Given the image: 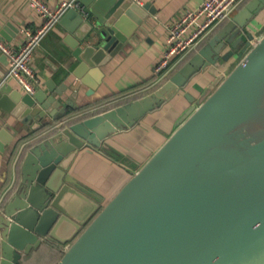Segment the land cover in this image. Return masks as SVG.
I'll return each instance as SVG.
<instances>
[{"label":"water","instance_id":"water-1","mask_svg":"<svg viewBox=\"0 0 264 264\" xmlns=\"http://www.w3.org/2000/svg\"><path fill=\"white\" fill-rule=\"evenodd\" d=\"M77 1L83 11L70 9L63 24L79 31L68 43L79 62L75 76L90 86L88 74L137 38L156 11L132 0ZM263 12L264 0H251L156 91L77 121L72 112L80 108L63 97L67 88L48 84L50 96L29 95L0 72V151L9 132L24 140L48 129L24 141L20 181L3 197L0 264H21L46 242L69 244L57 264H264V138L247 141L238 131L258 116L264 95V33L254 37L250 27ZM237 51L201 102L186 92ZM182 92L191 107L176 131L84 227L74 218L81 198L68 175L74 157L99 151Z\"/></svg>","mask_w":264,"mask_h":264},{"label":"crops","instance_id":"crops-1","mask_svg":"<svg viewBox=\"0 0 264 264\" xmlns=\"http://www.w3.org/2000/svg\"><path fill=\"white\" fill-rule=\"evenodd\" d=\"M46 1L55 8L62 0ZM204 1L140 0L139 6L144 7L151 4L156 14L148 13L147 19L143 21L146 28L139 27L134 33L138 37L129 39L113 58H110L104 66L99 67L98 72L88 74L92 82L90 86L75 76L79 62L74 57V50L68 43L69 39H76V33L79 31L74 30L70 25L63 24L62 17L43 34L40 45L34 53L33 67L38 80L37 93L42 91L46 93L45 97L50 96L48 84L53 88H67L63 97L73 96L74 105L80 108L79 111L72 112V118L77 117V121L81 120L78 119L81 118L79 116L81 113L92 114L105 107V109L112 108L114 104L126 99H134L140 96L138 95L140 92L143 93L141 96H145L156 91L227 24L225 22L216 28L199 48L190 52L174 66L167 80L161 85L158 84L154 71L167 46L168 26L178 20L186 9H198ZM250 1L245 0L236 10L235 15ZM71 23L73 22L70 21ZM43 26V20L31 9L26 0H0V37L11 47L20 49L23 46L26 41V37L21 32L23 28L36 31ZM250 27L254 37L264 33V12ZM244 38L245 42H248L249 35ZM88 44H92L90 40ZM86 45L87 42L82 44V47ZM240 47L243 48L244 45ZM230 50L228 49L225 53ZM238 54L239 51L234 52L228 64L218 71L211 72L216 76L207 73L196 77L192 83L190 82L186 92L194 95L197 102H201L216 84L217 77L237 62ZM104 56H109V53ZM7 69L8 63L1 61L0 55V72L6 73ZM10 83L15 89H19L14 82L10 81ZM190 107V102L182 92L164 107L146 116L131 131L122 133L104 143L99 151H80L74 157L68 172V175L70 174L76 182L73 188L81 196L77 199L80 209L74 213V218L84 223L86 227L176 131L181 116ZM84 108L87 109L82 111L81 109ZM7 119L16 126V130L23 132L21 136L28 135L29 132L24 129L22 122L10 115H7ZM31 123L29 127L37 124L33 120ZM47 130H41L24 140L12 132L8 133V142H4V151H0V202L4 195L14 189L20 181L19 167L23 157L21 153L24 141ZM68 245L46 242L41 250L32 252L30 256L22 260L21 264H57Z\"/></svg>","mask_w":264,"mask_h":264},{"label":"built area","instance_id":"built-area-1","mask_svg":"<svg viewBox=\"0 0 264 264\" xmlns=\"http://www.w3.org/2000/svg\"><path fill=\"white\" fill-rule=\"evenodd\" d=\"M132 1L141 3L140 0ZM244 1L205 0L198 9H186L178 20L168 26L167 46L154 71L157 82L168 78L174 66L190 52L199 48L216 28L231 20ZM26 2L43 20L44 26L36 31L23 28L21 32L26 37V41L20 49L11 47L0 37V51L8 58L6 72L8 81L14 82L25 94L34 95L38 90V80L33 59L43 34L59 22L70 9L83 11V8L77 0H62L55 8L46 0H26Z\"/></svg>","mask_w":264,"mask_h":264},{"label":"bare ground","instance_id":"bare-ground-1","mask_svg":"<svg viewBox=\"0 0 264 264\" xmlns=\"http://www.w3.org/2000/svg\"><path fill=\"white\" fill-rule=\"evenodd\" d=\"M255 112L258 116H253L244 123L245 131L238 129L242 133L243 139L247 141H259L264 138V95L253 113ZM249 134L252 135V140H250Z\"/></svg>","mask_w":264,"mask_h":264},{"label":"trees","instance_id":"trees-1","mask_svg":"<svg viewBox=\"0 0 264 264\" xmlns=\"http://www.w3.org/2000/svg\"><path fill=\"white\" fill-rule=\"evenodd\" d=\"M167 80V79H166ZM141 97V95L140 96H137V97H135V99L136 98H140ZM127 101H129V100H125V101H122V102H120V103H118V104H114L113 106H111V107H114V106H117V105H121V104H123V103H125V102H127ZM85 109H87V108H85ZM85 109H83L82 111H84ZM109 109V108H108ZM102 110H106L105 108H103V109H101V110H98L97 112H95V113H99V112H101ZM88 116H91V115H87V116H84V117H81V119H83V118H86V117H88ZM12 194V192L7 196V198L6 199H8V197L10 196ZM5 202H6V200L2 203V206H4L5 205Z\"/></svg>","mask_w":264,"mask_h":264},{"label":"rangeland","instance_id":"rangeland-1","mask_svg":"<svg viewBox=\"0 0 264 264\" xmlns=\"http://www.w3.org/2000/svg\"><path fill=\"white\" fill-rule=\"evenodd\" d=\"M166 78H167V77H166ZM166 78H165L164 80H162V81H161V80H158L157 83L161 85V83H162L163 81H165ZM155 83H156V82H155ZM147 93H149V92H147ZM147 93H145V94H147ZM139 94H140V95H143V93H141V92L138 93V95H139ZM126 100H128V99H126ZM105 108H106V107H105ZM89 112H90V111H89ZM87 115H91V114H89V113H81L79 116L84 117V116H87ZM0 206H1V205H0Z\"/></svg>","mask_w":264,"mask_h":264}]
</instances>
